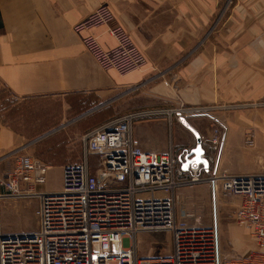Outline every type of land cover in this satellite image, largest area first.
<instances>
[{
  "label": "crops",
  "instance_id": "1",
  "mask_svg": "<svg viewBox=\"0 0 264 264\" xmlns=\"http://www.w3.org/2000/svg\"><path fill=\"white\" fill-rule=\"evenodd\" d=\"M100 5L109 6L112 25L124 26L143 51L139 69L125 75L104 70L84 49L81 39L88 34L105 48L116 45L109 25L73 30ZM2 88L17 99L64 97L69 107L70 96H82L89 105L82 114L104 109L94 127L140 109L175 111L133 122L142 149L171 147L178 157L196 145L191 125L207 150L214 130L221 129L218 169L264 172V0H0ZM180 106L186 109L182 122L175 119ZM208 107L216 110V120L201 111ZM25 141L0 120V157L25 145L26 152ZM206 184V226L216 220L220 226L226 210L219 202L215 207L219 195Z\"/></svg>",
  "mask_w": 264,
  "mask_h": 264
},
{
  "label": "built area",
  "instance_id": "2",
  "mask_svg": "<svg viewBox=\"0 0 264 264\" xmlns=\"http://www.w3.org/2000/svg\"><path fill=\"white\" fill-rule=\"evenodd\" d=\"M113 22L109 6L100 5L73 30L109 25L114 47L105 48L92 34L82 37V45L99 67L125 75L139 69L145 56L126 28ZM173 112L140 109L92 128L81 136L80 160L62 166V184L56 191L36 189L49 166L25 153L26 145L1 156L13 157V163L0 172V205L8 197L35 196L38 206L35 231L0 230V264H264V172L236 175L218 169L222 136L217 130L207 141L212 154L203 155L208 170L201 163L181 168L190 148L177 157L171 147L148 151L134 140V121ZM178 112L176 120L182 122L186 109L180 106ZM203 181L211 183L214 193L235 198L231 217L246 229L253 249L226 253L216 225L176 220L177 188ZM164 230L171 233L167 254H138L139 233Z\"/></svg>",
  "mask_w": 264,
  "mask_h": 264
},
{
  "label": "rangeland",
  "instance_id": "3",
  "mask_svg": "<svg viewBox=\"0 0 264 264\" xmlns=\"http://www.w3.org/2000/svg\"><path fill=\"white\" fill-rule=\"evenodd\" d=\"M216 21L215 17L213 22ZM69 98L70 107L66 105L64 97H35L24 100L13 97L3 88L0 90L1 122L6 123L17 133L23 134L25 140H28V142L25 141L28 145L26 152L24 151L25 153L37 156L49 166L45 181L37 185V190L56 191L60 189L62 166L67 162L80 160L82 151L80 136L90 131L97 124L94 123V118L104 112V109H102L94 113L87 111L82 114V111H86L85 109L89 107L87 104L88 99L82 96H70ZM225 107L227 106L225 105ZM203 111L209 112L208 114L216 120L211 113L216 112V110L208 107ZM63 123L64 127H60ZM52 129L56 130L52 131L53 134L48 135L47 133ZM217 131L221 134V129ZM207 148L206 151L212 154L209 146ZM89 157L94 162V157ZM12 163L13 157L1 159V170L10 168ZM206 183L208 182L203 181L191 184V186L187 185L184 189L176 191L175 218L177 221H185L190 224L198 221L202 225L211 223L210 191ZM202 185H205L203 186L205 187L204 190H200L203 189ZM218 192L219 201L217 200V203H220L222 210H226L222 220L224 223H221L220 226L218 223L223 251L226 253H242L253 249V241L246 229L235 224L231 217L236 204L235 198L228 193ZM37 206L38 201L35 196L4 199L0 205V230L5 233L35 231L37 229ZM215 207H217V204ZM215 211L217 213L216 208ZM170 240L171 233L167 230L141 232L137 235L136 240L138 254L147 256L153 253H166L169 251Z\"/></svg>",
  "mask_w": 264,
  "mask_h": 264
},
{
  "label": "water",
  "instance_id": "4",
  "mask_svg": "<svg viewBox=\"0 0 264 264\" xmlns=\"http://www.w3.org/2000/svg\"><path fill=\"white\" fill-rule=\"evenodd\" d=\"M189 129L193 132L196 145L190 149V151L184 156V161L181 163V168L183 170H187L188 166L192 163H201L205 170H208L209 163L206 157L203 155L205 154L206 150L202 146L201 138L196 130H194L190 125H188ZM179 159H181L179 157ZM5 233V232H4ZM31 233V232H29Z\"/></svg>",
  "mask_w": 264,
  "mask_h": 264
},
{
  "label": "bare ground",
  "instance_id": "5",
  "mask_svg": "<svg viewBox=\"0 0 264 264\" xmlns=\"http://www.w3.org/2000/svg\"><path fill=\"white\" fill-rule=\"evenodd\" d=\"M191 126V125H190ZM192 127V126H191ZM193 128V127H192ZM194 129V128H193ZM195 130V129H194ZM199 134V133H198ZM214 201H215V206H216V204H217V199H216V195H214ZM216 222H217V220H216ZM216 226H217V229H218V222L216 223ZM219 230V229H218ZM136 240H137V237H136ZM168 252H166V253H162V254H167ZM153 254H155V253H153Z\"/></svg>",
  "mask_w": 264,
  "mask_h": 264
}]
</instances>
